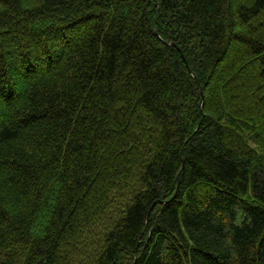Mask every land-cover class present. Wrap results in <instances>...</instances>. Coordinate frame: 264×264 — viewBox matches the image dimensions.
<instances>
[{
  "label": "trees",
  "instance_id": "trees-1",
  "mask_svg": "<svg viewBox=\"0 0 264 264\" xmlns=\"http://www.w3.org/2000/svg\"><path fill=\"white\" fill-rule=\"evenodd\" d=\"M0 264H264V0H0Z\"/></svg>",
  "mask_w": 264,
  "mask_h": 264
}]
</instances>
